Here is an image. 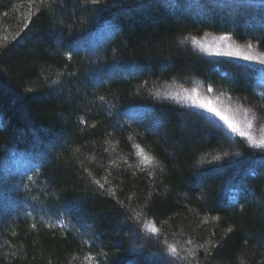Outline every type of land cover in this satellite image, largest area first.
<instances>
[{"label": "trees", "instance_id": "obj_1", "mask_svg": "<svg viewBox=\"0 0 264 264\" xmlns=\"http://www.w3.org/2000/svg\"><path fill=\"white\" fill-rule=\"evenodd\" d=\"M222 36L264 54V5L0 0V264H264V148L187 99L264 139V64Z\"/></svg>", "mask_w": 264, "mask_h": 264}, {"label": "snow or ice", "instance_id": "obj_2", "mask_svg": "<svg viewBox=\"0 0 264 264\" xmlns=\"http://www.w3.org/2000/svg\"><path fill=\"white\" fill-rule=\"evenodd\" d=\"M93 3H99V0H92ZM174 3V0H172ZM245 2H251V0H245ZM259 3L261 5H264V0H259ZM220 42L224 45L221 47L220 44H217L215 49H212L209 47L207 50L209 51L210 55L214 56H227V57H235L238 59H242L245 61H257L260 64H264V54H261V56H254L251 55V49L252 45L249 44L247 50L241 51L238 48H233L231 44L228 43L230 40V37L228 36H222L219 38ZM69 58H71V52H69ZM196 89H192V92L194 93ZM208 93H212L213 89L209 87L207 89ZM101 101L104 100V97L99 98ZM187 99L191 101L190 107L193 109H196L198 114H202L205 118H211L210 122L215 125L216 127H224L229 132L235 133L241 137H248L249 140L253 141V144L255 147L264 148V139L260 140H254L253 137H251L247 132L242 130V128L239 126V124L236 121V115L240 111H242L239 106H231L227 101L230 100L229 97H225L224 100H221L219 97H214L215 103L213 102V98H208L207 96L204 99H200V97L197 95L193 97L191 94L187 96ZM245 115H247V110H243ZM230 113V114H226ZM248 127H251V124H248ZM139 148V146H136ZM143 149H140V154L143 156V159L145 161H149V157L146 155H143ZM216 159H220L219 157H216ZM96 183L99 184V181ZM100 187L103 188V185L100 184ZM35 227V225H33ZM145 227H148L145 225ZM153 233H158L159 229L156 227H152ZM191 243V241H189ZM171 253L174 254L177 258H181L179 256V253L177 252V249L175 246H172L170 249Z\"/></svg>", "mask_w": 264, "mask_h": 264}, {"label": "rangeland", "instance_id": "obj_3", "mask_svg": "<svg viewBox=\"0 0 264 264\" xmlns=\"http://www.w3.org/2000/svg\"><path fill=\"white\" fill-rule=\"evenodd\" d=\"M245 50H247V49H245ZM196 90H197V92L199 93L198 95H199V97H200V99H204L206 96H205V93L206 94H209L208 92H207V90H204V89H200V88H196ZM208 98H213V102L215 103L216 101H215V99H214V97H218V96H215V95H210L209 94V96H207ZM176 98H178V97H176ZM220 98V97H219ZM221 100H224L223 98H220ZM227 103H229L230 104V102H227ZM231 106H232V104H230ZM233 107H235L234 105H233ZM226 114H230V113H226ZM249 116L248 115H245V113H244V111L242 110V111H240L239 113H237V115H236V121H237V123L239 124V126L241 127V128H244V127H247L248 126V124L250 123V120H249Z\"/></svg>", "mask_w": 264, "mask_h": 264}, {"label": "bare ground", "instance_id": "obj_4", "mask_svg": "<svg viewBox=\"0 0 264 264\" xmlns=\"http://www.w3.org/2000/svg\"><path fill=\"white\" fill-rule=\"evenodd\" d=\"M233 106V105H232Z\"/></svg>", "mask_w": 264, "mask_h": 264}]
</instances>
